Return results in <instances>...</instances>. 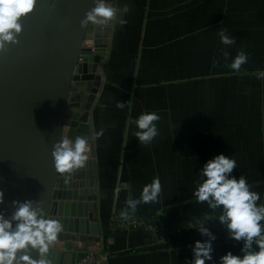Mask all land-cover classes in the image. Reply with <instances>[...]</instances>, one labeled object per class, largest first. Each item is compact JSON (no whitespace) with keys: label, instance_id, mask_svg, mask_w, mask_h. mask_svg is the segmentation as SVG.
I'll return each mask as SVG.
<instances>
[{"label":"crops","instance_id":"crops-1","mask_svg":"<svg viewBox=\"0 0 264 264\" xmlns=\"http://www.w3.org/2000/svg\"><path fill=\"white\" fill-rule=\"evenodd\" d=\"M114 2L118 6L128 4L130 11L124 16V19L127 20L125 25L112 24L107 55L103 63V84L90 115L92 131L104 130V135L93 144L92 158L96 178L95 190L97 191L94 216L98 220L99 234L93 237L86 236V240L95 242L86 244L85 241L79 240L81 235L72 233L69 241L77 249L72 264L85 252L93 251L88 249L90 247L99 248V252H106L108 255L107 264H190L193 259L192 247L195 241L205 240L208 237L202 236L198 229H194L195 226H192V223L185 231L181 229L178 231L177 228L181 224L176 222V216L177 218L185 217L187 211L194 213L195 216L190 217L189 220L199 221L197 226H200L198 218H201V215L205 213L217 214L213 213L208 206L202 211L199 206L202 203L197 202L198 204H194L193 207L190 206L192 210L190 207L186 210V200L171 201L170 194L168 197H162L161 202L140 204L133 217L150 220L155 216H161L166 221L165 235L162 241H158L149 230L144 228L115 229L114 220L126 206L125 201L129 192L134 198H139L143 186L157 176L160 178L163 190L171 189V183H173V187L180 188L184 183L194 182L195 187V182L199 180L196 178L199 177V170L202 167L201 159H203L204 165L215 155L227 153V150L232 151L231 156L234 158L238 157L237 167L231 175L237 179L243 175L247 180L259 177V182L262 183L261 190L264 192V129L255 135L249 134L248 137H243L242 142L229 141L225 137L220 138L222 143L226 142L223 143L225 148H220V152L217 148V137H211L213 141L211 148L210 144L206 147L201 142V131L198 134V129H195V134L192 135L193 141L184 143L186 147L194 144L193 153L192 149L188 148L190 152L184 155L192 158L189 160V163L193 162L194 167L191 171L194 176L192 178L185 176L183 171H180V151L171 148L169 143L170 133L175 134L178 130L181 131V126L190 120L187 113L193 112L192 123H200L202 101L206 100V98L203 99V94L208 98L211 93L216 96L225 89L227 91V86L220 87V85H223L222 78L227 75L228 69H231L227 65L233 59L234 48L233 44L227 46L222 44L217 31H213L214 28H219L220 31L227 29V34L234 37L235 42H239L240 50H243L247 55L258 54V57L248 56L247 63L242 65L244 69L248 71L263 70L259 66H261V59H264V49L261 48V43H264V17L257 16L253 20L249 11L253 7L252 5L257 4L254 6L257 8L261 2L260 0H115ZM195 29L201 31V34H196L201 37L191 36ZM200 38L202 41L197 40ZM190 39H196V44L193 47H196L195 50L199 52L201 62L196 66L201 70V73L194 72L191 75L193 78L187 79L186 72H181V75L179 74L181 79L176 86L178 92L173 91L171 94L167 81L169 77H165L168 83L164 82L161 89L151 85L152 80L148 81L147 76L146 80L141 78L136 80L137 66H135L130 67V74H125L123 77H132L129 81L136 86L132 84L130 88L123 87L120 90V95L124 97L121 98L115 94L113 104L103 100L102 97L109 91L110 82L115 80L111 77L112 65L116 62L119 52L123 54V59L128 64H130L132 56H135L134 58L138 60L137 65L145 63L151 68L149 63L153 56L156 59H162V62L167 61L165 55L168 53L170 45L177 46L174 48L177 52L175 54L178 55L179 62L182 61L187 41L191 44ZM224 51L229 52L227 61L223 57ZM208 55L209 57H207ZM219 60L221 62H218ZM214 61L216 62L215 66H213ZM197 73L200 76L203 75L205 84L201 83ZM119 77L122 78V76ZM236 77V74L232 75L230 86ZM129 81L123 78V82L128 84ZM217 81H220V84ZM194 90L199 92L195 91L197 94H194ZM126 94L134 95L132 98L125 97ZM243 94L245 101L242 104L246 109L250 108L249 104L253 103H256L254 106L264 107V92L257 96L258 99L251 95L249 90ZM117 98L121 102L129 101V99L132 102L130 111L127 104L124 109L118 108V118L111 114L113 105L116 107ZM124 98L128 100L123 101ZM145 111H155L160 116V120L157 122L159 135L150 145L139 144L138 138L134 136L137 131L136 126L126 124L130 115L135 119ZM245 123L247 124L248 121ZM258 125L264 127L262 121H259ZM224 149L225 152H221ZM206 150L209 155L205 158L201 157ZM246 173L249 174L246 175ZM250 173H253L252 177ZM116 188L120 189L118 198L114 194ZM251 190H255V185L251 186ZM178 198L180 196H173V199ZM261 203H264V193ZM205 226L216 236L212 242L213 260L206 261L205 264H213V261L215 264H219L217 254L223 251L241 252L243 241L231 238L226 226L217 222Z\"/></svg>","mask_w":264,"mask_h":264},{"label":"water","instance_id":"water-1","mask_svg":"<svg viewBox=\"0 0 264 264\" xmlns=\"http://www.w3.org/2000/svg\"><path fill=\"white\" fill-rule=\"evenodd\" d=\"M93 6L94 0H54L49 9L47 0H37L21 20L19 43L0 52V211L9 216L13 200H33L59 219L64 231L49 254L54 264H72V233L86 244L95 243L86 236L99 234L93 146L86 166L71 175L57 172L52 156L61 135L75 139L92 131L112 30L81 26Z\"/></svg>","mask_w":264,"mask_h":264},{"label":"clouds","instance_id":"clouds-1","mask_svg":"<svg viewBox=\"0 0 264 264\" xmlns=\"http://www.w3.org/2000/svg\"><path fill=\"white\" fill-rule=\"evenodd\" d=\"M36 4L37 0H0V52L5 51L9 44L19 43L18 36L23 30L21 20L34 11ZM53 5L54 0H47L49 9ZM129 11L128 4L118 6L114 0H94V6L86 12L80 23L84 28L89 25L123 26L127 23L124 16ZM227 31L222 29L218 33L221 43L226 46L235 43V38L229 36ZM223 57L227 61L229 53L224 51ZM247 60V53L240 50L227 66L239 72ZM215 64L214 61L213 66ZM258 78H264V72ZM126 104L130 111L131 100L118 101L116 107L124 109ZM159 120L157 112L145 111L135 119L130 115L126 124L136 126L134 136L138 138L139 144L150 145L159 135ZM103 135L104 130H93L89 135H77L75 139L61 135L52 151L56 171L71 175L84 168L90 159L93 144ZM236 167L234 158L221 153L209 159L199 170L200 178L195 182L197 186L193 196L198 203H206L217 214L205 213L200 227H196L208 239L195 241L190 264H205L213 260L212 242L216 236L205 226L212 219L226 226L231 238L243 241L242 255L228 251L220 257L219 264H264V203L258 204L260 194L251 190L246 177L241 175L237 179L231 175ZM119 192L120 189L116 188V198ZM161 193L162 184L157 176L143 186L139 198L128 193L126 206L119 212V217L131 219L140 204L159 202ZM4 196V191L0 190V204L4 203ZM39 203L34 207L33 200H13L11 204L14 211L9 216L0 211V264H54L49 254L59 244V234L64 231V226L59 219L39 207ZM32 251L38 252L36 258L31 255Z\"/></svg>","mask_w":264,"mask_h":264},{"label":"rangeland","instance_id":"rangeland-1","mask_svg":"<svg viewBox=\"0 0 264 264\" xmlns=\"http://www.w3.org/2000/svg\"><path fill=\"white\" fill-rule=\"evenodd\" d=\"M260 2H261L260 6H258L256 8L254 6H256L257 4L252 5L253 7L250 8V10H249L253 20L257 16L264 17V0H260ZM133 10L135 11L134 5H133ZM130 17H132V16H130ZM213 31H217V34L220 32L219 28L218 29L214 28ZM234 31H236V30H234ZM196 34H201V31H199V29H195V31L191 34V36L192 37H196V36L201 37L200 35H196ZM219 39H220V37H219ZM197 40L202 41V38L197 39ZM190 41H191V44L187 41L186 51L183 54L184 57L182 58V61L179 62L178 55L175 54L177 52H176V49H174V48L177 46L176 45H174V46L170 45V49L168 50V53H166V55H165V59L167 61L162 62V59H160V58L156 59L153 56V58L151 59V63H149L151 68H149L148 65L145 63L137 65L138 60H136L134 58L135 56H132L131 62H130V64H128V62L124 61L123 54H121L119 52L117 54L116 62L112 65L113 70H112L111 77H112V79L115 78V80L110 82L109 91L105 96L102 97L103 100L106 101L107 103L113 104V101L115 99L114 95L117 94L118 96H121L120 90H122L123 87L130 88L132 84L134 86H136L134 83L129 81L132 79V77H129V78L123 77L125 74H130L129 73L130 67L132 68L135 66H137V68L135 70L136 80L139 78H141L142 80H146V76H147L148 81L152 80L151 85L157 86L161 89L163 86V83L166 82L165 77H169L167 79V81L169 82L168 86L171 89V91H170L171 94L173 93V91L178 92L177 91L178 89L176 86L178 84V81H180V79H181V76H180L181 72H183V71L186 72V74L188 75L187 79H189V77L193 78L191 75L194 72H200L201 73V70L197 69V66H196L197 63L201 62L200 56L198 54L199 52L197 50H195L196 47L195 48L193 47L196 44V39H190ZM238 43L239 42L236 41L233 44L234 51L232 54V58H234L237 55L238 51H240V46ZM261 48L264 49V43H261ZM207 57H209V55ZM249 57H258V54H256V53L251 54ZM218 62H221V61L219 60ZM259 67L263 68V70H261V71L249 70L248 71V70L244 69L243 66H241V69L239 70V72L234 71L232 69H228L229 72L227 71L228 72L227 75L224 74L225 76H224V78H222L223 85H220V87L227 86V91L225 89L220 94H216V96H215V94L211 93V95L208 96V98L206 95L203 94V99L206 98V100L202 101V105H203L202 114H201L202 115V117H201L202 124H201V121H200V123H197V124L192 123L193 112L187 113V116L189 117L190 120L187 121L186 123H184V126H181L182 127V129H180L181 131L178 130L175 134L170 133L169 143L171 144V148H174L175 150L179 149V151H180V156H181L180 171H183L182 173H184L185 176H190L191 178L193 176V174L191 173V171H193V169H194L193 162L189 163V160L192 158L186 157L184 155L188 154L187 152H190L189 149H192V153H193L194 144L192 146L189 145L186 147V146H184V143L187 141L189 143H190V141H193L192 135L195 134V129H198V132H197L198 134L201 131V138H202L201 142L206 147H208L210 144V148H211V145L213 142L211 137H214V136L217 137V140H218L217 148H218L219 152H220V148L221 149H222V147L225 148V145H223V143H226V142L222 143L220 141L222 139H220V138L225 137V139L229 140V141H240V142H242L241 139L243 137H248L249 134L255 135L256 133H258L259 131L264 129V127L258 125L259 121L260 122L262 121V123L264 124V107H259V105L254 106L256 103H253V104H249L250 108L248 107V109H246L245 105L242 104L245 101V97H244L243 92L247 93L249 90V93L251 95H254L256 99H258L257 96L262 95L261 93L264 92V78H258V76L260 74L258 72L264 71V59L263 58L261 59V66H259ZM163 73H167V74H163ZM197 74L200 77L201 83L205 84V79L203 78V75L200 76L199 73H197ZM235 74L237 75V77L234 78L235 81L230 86L229 83L232 80V75L234 76ZM248 74H250V75H248ZM149 75H151V76H149ZM119 76H122V78H120ZM172 77H174V78H172ZM123 78L129 81L128 84L123 82ZM168 82H166V83H168ZM217 83L220 84V81H217ZM195 91H197V90H194V94H197V93H195ZM197 92H199V91H197ZM133 95L126 94L125 97L130 96L133 98ZM175 95L177 96L176 93H175ZM123 97L124 96H121V98H123ZM118 98L116 99V103L119 101ZM107 99H109V100H107ZM125 99L126 98H124L123 101H125ZM187 99H190V98H187ZM126 100H128V99H126ZM129 100H131V99H129ZM118 112H119V109L117 107H115V105H113V110L111 113L112 116L118 118V115H119ZM181 113H183V112H181ZM246 121H248L247 124L245 123ZM180 135H181V137H179ZM221 152H225V149L221 150ZM231 153H232L231 150L230 151L227 150V153H225L224 155L231 156ZM208 155L209 154L207 153V150H206L204 152V154L202 153L201 157L204 156L203 158H205V156H208ZM231 157L234 158L233 156H231ZM234 159L237 160L238 157L234 158ZM201 163L203 166V159H201ZM260 169H262L261 166H260ZM240 173L245 174L243 172H240ZM247 174H249V173H246V175ZM250 176L252 177L253 173H250ZM199 178L200 177H197L196 179H199ZM193 183H184L183 186L180 188L173 187V183H171V185H172L171 189H164V190L162 189L163 195L161 193V195L159 197L160 198L159 202L162 201V197H164V196L168 197L170 194L169 198L171 201L179 202V201L186 200L185 201L186 202L185 203V205H186L185 209L188 210V208L190 206L193 207L194 204H198L196 201V198L193 196V192H194L197 185L195 184V187H194ZM248 183L251 186L255 185V190H253V191H256L257 193H259L260 197L262 199V194L264 192L261 190V184L262 183L259 182V177L252 178L250 180L248 179ZM258 184H259V186L257 187ZM177 195L180 196V198L173 199V196L176 197ZM258 203H261V200L258 201ZM175 206H177L176 203H175ZM175 206H173V207H175ZM199 206H200L201 210L204 211L207 204L202 203V205H199ZM191 207H190V210H192ZM170 211H172V209H170ZM193 214L194 213H188V211H187V214L185 217L180 216V218H177V216H176V222H179V224H181V225H179V228L181 230L185 231L186 229H188L189 228L188 226H190L191 223H192V226H195L194 229H196V230H197L196 227H200V226H197L199 221L193 222L191 219L189 220L190 217L195 216ZM201 216H202L201 218H198V220H200V221L203 219L204 215H201ZM183 217H184V219H183ZM215 220L216 219L209 220L206 222V224L212 225L213 222H217L220 224V222L218 220L217 221H215ZM226 253L227 252L223 251L222 253L217 254L219 256V260H220V257ZM233 254L242 255L241 252H238L236 250H234Z\"/></svg>","mask_w":264,"mask_h":264},{"label":"built area","instance_id":"built-area-1","mask_svg":"<svg viewBox=\"0 0 264 264\" xmlns=\"http://www.w3.org/2000/svg\"><path fill=\"white\" fill-rule=\"evenodd\" d=\"M115 229H124L127 227H140L149 230L158 241H162L165 235L166 222L161 216H155L150 220L132 217L129 220H123L117 216L114 220ZM108 255L106 252L87 251L82 254L73 264H107Z\"/></svg>","mask_w":264,"mask_h":264},{"label":"trees","instance_id":"trees-1","mask_svg":"<svg viewBox=\"0 0 264 264\" xmlns=\"http://www.w3.org/2000/svg\"><path fill=\"white\" fill-rule=\"evenodd\" d=\"M178 229L180 230V228H179V227L177 228V230H178ZM179 230H178V231H179Z\"/></svg>","mask_w":264,"mask_h":264}]
</instances>
